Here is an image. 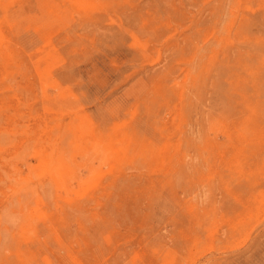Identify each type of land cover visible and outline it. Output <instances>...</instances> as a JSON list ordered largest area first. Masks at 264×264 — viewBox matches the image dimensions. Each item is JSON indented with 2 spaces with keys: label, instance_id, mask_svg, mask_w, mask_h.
<instances>
[{
  "label": "rangeland",
  "instance_id": "rangeland-1",
  "mask_svg": "<svg viewBox=\"0 0 264 264\" xmlns=\"http://www.w3.org/2000/svg\"><path fill=\"white\" fill-rule=\"evenodd\" d=\"M0 264H264V0H0Z\"/></svg>",
  "mask_w": 264,
  "mask_h": 264
},
{
  "label": "clouds",
  "instance_id": "clouds-1",
  "mask_svg": "<svg viewBox=\"0 0 264 264\" xmlns=\"http://www.w3.org/2000/svg\"><path fill=\"white\" fill-rule=\"evenodd\" d=\"M185 160H186V163H188V164H198L199 163V157L193 158L191 156H188L185 158ZM201 191L203 192V196L201 198V202L203 203V202L207 201L210 193L207 190V188H203V189H201Z\"/></svg>",
  "mask_w": 264,
  "mask_h": 264
}]
</instances>
